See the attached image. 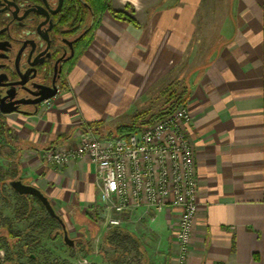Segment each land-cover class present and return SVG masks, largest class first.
<instances>
[{"label": "crops", "instance_id": "crops-1", "mask_svg": "<svg viewBox=\"0 0 264 264\" xmlns=\"http://www.w3.org/2000/svg\"><path fill=\"white\" fill-rule=\"evenodd\" d=\"M110 5L136 24L104 11L52 105L4 118L5 172L72 208L94 199L99 204L91 162L81 158L59 167L40 151L72 147L94 128L107 136L116 121L135 114L157 73L187 69L186 131L199 193L186 264H264V0ZM177 218L171 204L156 213L167 246L163 264H172Z\"/></svg>", "mask_w": 264, "mask_h": 264}, {"label": "flooded vegetation", "instance_id": "flooded-vegetation-1", "mask_svg": "<svg viewBox=\"0 0 264 264\" xmlns=\"http://www.w3.org/2000/svg\"><path fill=\"white\" fill-rule=\"evenodd\" d=\"M90 18L83 0H0V140L7 115L34 114L44 95L55 89L56 96L64 87L68 73L83 53L72 65L89 29ZM1 146L2 142L0 264H55V259L49 258V245H55L58 236L63 242L62 228L34 196L18 194L10 187L12 179L31 183L4 174ZM7 189L13 196L9 197ZM41 231L47 235L42 244H48V248L44 247L47 253L39 256L34 250H41ZM68 247L76 248V240Z\"/></svg>", "mask_w": 264, "mask_h": 264}, {"label": "built area", "instance_id": "built-area-1", "mask_svg": "<svg viewBox=\"0 0 264 264\" xmlns=\"http://www.w3.org/2000/svg\"><path fill=\"white\" fill-rule=\"evenodd\" d=\"M54 97L43 99L41 107H50ZM190 122L183 102L129 134L102 137L81 132L74 146L50 147L43 157L59 167L81 158L94 165L99 207L108 212L110 226H119L118 215L137 207L156 211L167 204L176 207L172 264H186L199 193L194 151L186 131Z\"/></svg>", "mask_w": 264, "mask_h": 264}, {"label": "rangeland", "instance_id": "rangeland-1", "mask_svg": "<svg viewBox=\"0 0 264 264\" xmlns=\"http://www.w3.org/2000/svg\"><path fill=\"white\" fill-rule=\"evenodd\" d=\"M201 57L204 58L202 54ZM185 70L184 73H181L180 70L169 72L168 76L165 71H161L154 76V82L147 87L149 89L136 103L137 109L134 115H138L135 119L138 128L156 120L162 113L170 109L176 96L187 91L188 70ZM134 115L131 118L119 119L120 121H116L118 122L116 126L130 123ZM97 125V123L91 124L90 127L93 128ZM116 126L107 130L106 133L114 131ZM97 132L104 134L103 131H93L95 135ZM0 142H2L1 148L4 152V135ZM5 170L4 174L10 177V174H7ZM7 190L9 197L13 196L11 191ZM50 200L61 217L68 236L76 240V248L65 245L59 236L55 245H49V258L55 259V264H143L142 254L130 243L125 244L124 247L115 246V241L112 244L103 241L105 233L114 227L107 224L106 218L109 214L99 207L96 199L89 204H74V208L68 203H58L53 197ZM138 208L133 210H138ZM133 210L119 214L121 224L116 227L139 236L140 244L148 257L146 264H163L161 257L165 254L167 246L164 248L165 241L155 225L157 211L151 207H146L143 213H136ZM132 211L134 213H131ZM7 212L10 214V207ZM40 215L43 218L44 212L41 211ZM56 229L60 234L58 225ZM52 234L53 232H51ZM45 237H47L46 233L41 231V244L45 243ZM42 245L40 246L41 250H34V253H38L39 256L47 253L43 248H48V244Z\"/></svg>", "mask_w": 264, "mask_h": 264}, {"label": "trees", "instance_id": "trees-1", "mask_svg": "<svg viewBox=\"0 0 264 264\" xmlns=\"http://www.w3.org/2000/svg\"><path fill=\"white\" fill-rule=\"evenodd\" d=\"M83 1L87 3L88 8H89V12L91 15L90 25H89V29L87 33L85 34V36L83 37L82 41L79 44V50H78L76 58L72 62V65L75 63L77 57L80 56V54L87 48V46L91 42L93 35H94V31L97 25L99 24L101 16L104 11H108L112 16L116 18L125 19L130 23L136 24L135 20L130 15L120 10H116L112 8L110 5V0H83ZM186 94H187V91L184 92L182 95L176 96L175 101L173 102V105L170 106V109L173 108L177 104L183 103L185 101ZM137 116L138 115H134L130 123L117 125L113 132L107 133V136L112 135V134H116V135L129 134L135 131L138 128V125H136V121H135ZM94 130L97 131L96 128H94ZM9 174H10V177L11 176L13 177L15 175L14 173L12 174L9 173ZM103 241L108 244H112L115 241V246L118 245V246H124V247H125V244L130 243L132 246L136 247L138 251L142 254L143 264L147 263L145 251L143 247L140 245L139 240L132 233L127 232L126 230L121 229L119 227H114L113 229L105 233Z\"/></svg>", "mask_w": 264, "mask_h": 264}, {"label": "water", "instance_id": "water-1", "mask_svg": "<svg viewBox=\"0 0 264 264\" xmlns=\"http://www.w3.org/2000/svg\"><path fill=\"white\" fill-rule=\"evenodd\" d=\"M56 93V90L53 89L50 93H47L44 95L40 101L43 99L49 98L54 96ZM9 112V110H4V113ZM46 150L40 151L41 156L44 155ZM10 187L17 192L18 194H28L34 196L44 207L45 211L54 219L57 220V222L60 224L62 231H63V242L67 246H72L74 245V240L70 238L66 232L65 225L61 219V217L56 213L54 207L51 205L49 199L47 196L37 187L31 185V184H26L23 183L20 179H12L9 181Z\"/></svg>", "mask_w": 264, "mask_h": 264}]
</instances>
